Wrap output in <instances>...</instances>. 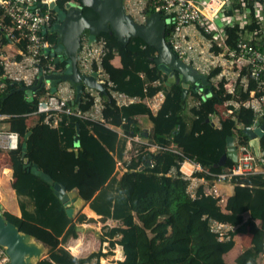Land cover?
<instances>
[{
  "label": "trees",
  "instance_id": "trees-1",
  "mask_svg": "<svg viewBox=\"0 0 264 264\" xmlns=\"http://www.w3.org/2000/svg\"><path fill=\"white\" fill-rule=\"evenodd\" d=\"M58 3L64 6V0ZM232 4L235 7L241 5L236 0ZM152 13L153 10L148 11L147 16ZM83 14L88 19L98 17L87 7ZM56 19L55 15L53 21ZM255 26L254 22L248 28L252 30ZM171 29L172 24H167L166 38ZM227 32L236 36L237 29L227 28ZM48 37L54 43L57 41L55 34H48ZM101 37L109 49L102 64L113 83L111 88L139 98L119 106L109 90L102 91L106 122L120 126L125 133L144 134L137 116L146 114L154 124L146 137L161 147L174 144L181 153L160 149L150 153L153 166L146 164L144 169H139V162L144 160L147 163L149 157L144 158L141 154L138 160H132L128 171L117 176L116 162L123 158L126 149V140L119 137L117 131L104 123L66 114L62 116L58 129H51L44 121L45 114L36 113L38 98L28 99L21 89L22 83L9 82L7 89L0 94V113L13 115L9 120L12 119L14 124L23 122V117L29 114L36 116L37 122L25 139L21 138L20 149L8 151L13 168L12 186L18 197L24 196L27 200L19 199L21 216L7 210L3 215L20 231L48 246V256L40 264H83L93 259L102 264L100 258L105 254L101 250L78 257L65 247L70 237L78 236L77 223L89 220L87 214L79 211L69 217L67 207L54 190V183L58 180L46 181L25 167L27 159L31 166L51 174L50 154L72 149L69 156L76 161L78 168L70 177L96 190L89 201L91 209L88 212L93 210L102 221H118L101 235V241H108L111 248L116 244L123 247L125 257L118 264H231L226 255L234 249L240 235L244 236L242 245L245 248L241 245L243 250L236 256V264H259L264 256V190L260 201L254 205L250 200L242 202L240 190H246L256 182L264 188V173L233 177L234 191L221 205L220 197L207 194L203 185L192 196L188 191L190 180L180 170L185 159L191 160L208 171L199 172L198 176L213 179L215 174L234 164L228 158L224 166L217 165L227 151L228 136H234L240 143L249 142L245 127L254 123L255 113L251 108L242 104L235 106L229 101L243 102L249 92L237 84L235 94H230L225 79L212 82V77L221 70L217 67L207 76L212 82L209 96L203 97V93L190 90L183 98L178 70L174 80L160 71L155 62L157 50L154 46L138 36L123 43L111 28L98 34V38ZM115 55L120 56L121 66L112 63ZM69 66V59L65 58L58 63L56 70H65ZM159 91L164 93V100L154 114L144 99ZM43 92L44 89L38 94ZM190 96L195 103L188 106ZM73 101L77 102L76 96ZM92 104L93 97L84 91L79 107L86 111ZM213 115L218 116L219 125L213 123ZM260 122L264 123V117ZM13 127L12 130L20 133L17 126ZM77 136L78 146L75 145ZM261 142L264 146V135ZM2 152L0 150V154ZM0 169L7 174L10 166ZM29 204L33 206L32 210ZM213 221L231 226L223 238L213 230Z\"/></svg>",
  "mask_w": 264,
  "mask_h": 264
},
{
  "label": "built area",
  "instance_id": "built-area-1",
  "mask_svg": "<svg viewBox=\"0 0 264 264\" xmlns=\"http://www.w3.org/2000/svg\"><path fill=\"white\" fill-rule=\"evenodd\" d=\"M59 0H0V94L6 89L9 82H19L23 86L31 87L39 83L41 85L32 91L31 97H37L36 113L45 114V123L58 126L62 116L74 115L93 122L104 123L117 131L119 137L125 138L128 146L125 149L122 159H117L116 175L120 176L128 171V166L139 155L144 154V160L139 162V169H144L146 164L153 166L150 153L160 149H171L181 153V150L174 144L168 147H161L152 143L144 134L125 133L120 126H114L106 122L103 116L104 100L101 92L93 88H85V92L93 97V104L90 109L83 111L79 102L73 101L71 87L59 86L57 83L55 91H52L51 83L47 78L40 81L42 76L50 74H61L65 70H56L58 63L65 58L56 60L54 48L57 41L52 42L48 34H54V16L57 12L50 7L51 3H58ZM240 7L233 6L234 0H124L127 14L139 23H145L147 12L153 10L159 12L164 18H170L172 29L166 41L172 48L175 55L189 65L194 71L209 75L210 72L221 67L220 72L212 77V82L225 79L228 82L227 91L235 94L237 84H240L244 91L249 92V97L243 102L230 100L229 103L235 106L240 104L251 108L255 113V121L252 125L245 127V130H254L258 127L260 118L264 117V0H236ZM68 3L81 4L79 0H64V6ZM230 7L235 11L242 9L246 15L254 20L251 23L256 26L251 30L237 25V18L231 15ZM239 8V9H237ZM58 19V16H57ZM56 19V20H57ZM258 19V20H257ZM246 25V24H245ZM237 29L236 36L228 34L227 28ZM106 40L101 37L95 41H89L88 34L84 33L78 60V68L83 73L97 71L98 82L103 83L106 91L115 99L119 106L139 100V98L128 96L117 90H113L112 81L103 67V59L108 52ZM42 94H38L43 90ZM205 97V96H203ZM164 100V93L158 92L145 102L150 108H156ZM162 103V102H161ZM5 116H0V120ZM214 124L219 125L217 115L212 116ZM237 145V161L222 172L215 174L213 179L198 176L197 173L208 171L200 164L185 159L180 170L190 180L188 191L195 195L196 187L200 182L211 181V183L231 182L235 176H247L255 173H264V146L261 145L260 154L257 155L254 148L248 143H240L235 139ZM21 147V135L19 132L0 128V150L17 151ZM185 163L190 164L191 170H183ZM234 185V184H233ZM219 195L217 188L211 193ZM212 228L223 238L230 225L212 222ZM108 241L104 242V254L108 253ZM112 249L113 257L102 256L111 262L118 264L124 259L123 247L116 244ZM120 256L118 257V252ZM9 256L3 246L0 245V264H7ZM83 264H97V259Z\"/></svg>",
  "mask_w": 264,
  "mask_h": 264
},
{
  "label": "water",
  "instance_id": "water-1",
  "mask_svg": "<svg viewBox=\"0 0 264 264\" xmlns=\"http://www.w3.org/2000/svg\"><path fill=\"white\" fill-rule=\"evenodd\" d=\"M81 4L68 3L67 8H61L59 4L51 3L50 7L57 12V22L52 27L57 32V44L54 48L56 60L61 58L69 59V67L61 74H50L42 76L40 81L47 78L53 91L57 83L70 81L76 87L77 98L80 102L81 94L85 88L97 89L100 92H107L103 83L98 82L97 71L83 73L78 68L79 52L83 34H88L89 41L97 40L98 34L109 28L115 33L117 38L123 43L138 36L146 43L154 46L157 50L155 62L158 69L169 75L170 79L176 78L178 70V80L182 82V97L186 98L190 90L203 93V96L210 95L212 82L207 75L194 71L183 60L179 59L166 41L164 35L165 27L171 22L170 18H164L159 12L150 14L145 23H139L132 19L126 12L124 0H79ZM93 8L97 13L96 19H88L83 14V9ZM41 83L27 87L22 86L27 96L31 99L32 91L37 89ZM79 125L77 126V133ZM246 134L250 139V145L254 148L257 155L260 154L262 145L261 137L264 135V123L259 124L254 130H247ZM75 145H79V137L75 139ZM78 153V148L75 149ZM228 158L237 161V145L234 136L227 138V151L221 156L218 166H224ZM25 167L33 173L40 175L46 181H54L50 175L44 171H39L36 166H31L25 159ZM56 195L62 199L67 207L66 212L69 217L74 216L75 207H81L76 189L66 191L65 187L59 183H54ZM0 245L3 246L9 256L7 264H40L35 263L34 258L40 259L45 251V245L38 243L32 235L20 231V229L9 221L2 212L0 204ZM75 255L73 252H71Z\"/></svg>",
  "mask_w": 264,
  "mask_h": 264
},
{
  "label": "crops",
  "instance_id": "crops-1",
  "mask_svg": "<svg viewBox=\"0 0 264 264\" xmlns=\"http://www.w3.org/2000/svg\"><path fill=\"white\" fill-rule=\"evenodd\" d=\"M51 30L54 33L55 30H53V29H51ZM112 63L115 66H121L120 56L115 55V57L112 59ZM60 83H61V85H59V86L71 87V89H72L71 95H73L74 98H75V96L77 98L76 87L72 82L62 81ZM56 87H57V85H56ZM25 97L30 99L26 93H25ZM144 101H145V99H144ZM161 102L156 108H151L152 112L154 114L159 109ZM0 116H5V118L0 120V123L2 122V126H0V128L12 130V128H14L13 126H17V129H19V131L21 133V138H23V140L25 139L26 135H28L29 129L37 122L36 116H34L33 114H29V115L23 117V119H22L23 122L18 121L15 124H14V121L12 119L9 120L10 116H13V115L6 114V113H0ZM137 119H138V123H139L140 127L144 131V135L147 136L152 131L153 126H154L152 120L146 114L138 115ZM46 124L51 129H58V126L51 125L48 123H46ZM123 139H125V138H123ZM127 146H128V144L126 142V147ZM72 151H73L72 149H69L67 152L51 153L49 156V167L51 169V174H49V173H47V174L50 175L53 180L57 179L58 180L57 182L61 183L65 187L66 191L76 189L78 192L79 198H81V203H82L81 207H80L81 208L80 211L86 213L89 218L101 220V216L97 215L93 210L90 213L88 212V209H91L89 206V201L94 196V194L96 193V190L93 189L92 187L82 183L81 181H79L77 179H73L72 177H70L72 172L76 171L78 168L76 161L72 160L69 156ZM8 165L10 166V171L7 174H3V172L0 169V171H1L0 204L2 206V212L4 210H7V211H10L11 213H13L17 216H21V208L19 205V199L27 200V197H24V196L18 197L15 189L12 186V182H13L14 178H13V168H12L11 160H10V152L5 151V152H2L0 154V168H4ZM71 169H72V171H71ZM200 185L204 186L206 193H211V190L213 189V187L217 188L218 193H219V195L222 196V198L228 197L230 194H232L233 189H234V185L231 184L230 182H221V183L215 184V183H211V181H207V182H200L199 186ZM197 188L198 187H196V189ZM196 189H195V191H196ZM29 209L30 210L33 209V206L31 204H29ZM104 222L109 223V225H110V223L113 222V225H110V226H115L118 224V221H115L113 219H107ZM86 225H91V224L89 222L88 223L87 222L77 223L78 236L76 238L70 237L69 240L66 242V244H68V245L67 246L65 245L66 249L73 252L76 256L83 254L86 251L88 252L89 250L92 249V245H93L92 242L87 241L85 234L83 233V232H85V229L87 227ZM101 225H103V224L101 223ZM239 237H241V235ZM37 241H38V243H43V242H40L39 240H37ZM69 244H71L72 249H70L68 247ZM44 245H45V251L43 254H46V257H47L48 256V246L46 244H44ZM238 246H239V250L237 249V251L234 255V258H236V256L241 253L243 248H245L244 245H242V247H243L242 248L241 245L238 243V240H237L234 249L226 255V259L229 256V254L232 253ZM119 254H120V251H119ZM104 264H106V263H104ZM259 264H264V256H263V258H261L259 260Z\"/></svg>",
  "mask_w": 264,
  "mask_h": 264
},
{
  "label": "rangeland",
  "instance_id": "rangeland-1",
  "mask_svg": "<svg viewBox=\"0 0 264 264\" xmlns=\"http://www.w3.org/2000/svg\"><path fill=\"white\" fill-rule=\"evenodd\" d=\"M227 8H228L227 10H229V11L232 12L231 15H233L235 17V20L237 18V25L238 26H241V25L244 24V27L248 28V26H249L248 23H251L254 20L253 18H250L248 15H246L245 12L242 9L237 8V9L240 10V11L237 12V11L233 10L232 8H230V7H227ZM90 9H92L95 13H97L93 8L90 7ZM97 15H98V13H97ZM245 21H248V23H245ZM174 79H171V80H174ZM188 103H189L188 106H191L193 103H195V100H194V98L192 96L188 97ZM0 126H2V122L0 123ZM263 190H264V188H262L258 184V182L254 183V186H248V189H246V190H240L241 191L240 196H241L242 202L244 203L247 200H250V202L253 205L256 204V203H258L260 201V196H261V193H262ZM233 191H234V189H233ZM225 198H227V197H224V199ZM224 202H225L224 200H221L220 204L221 205H224ZM74 207H75L74 215L75 214L77 215V213L81 210V208L79 206H74ZM88 219L89 220L86 221V222L87 223L89 222L91 225H86L87 227L85 229V232H83V233L85 234L86 240L89 241V242H92L93 245H92V249L89 250L88 252L86 251L83 254L77 255L79 257L87 256L91 252L98 251V250H101L104 253L105 251H103V249H104L103 246H104V242L105 241L104 242L101 241V235H102V233L106 232V230H108V226L113 225V222L110 223V225H109V223H106L104 221H101L100 219L98 220V219H93V218H89V217H88ZM101 223L103 225H101ZM242 238H244L243 235L241 237H239V239H238V243L240 245H242V243L245 241V239H242ZM67 245L68 244H66V246ZM68 247L70 249H72L71 248V244H69ZM116 247L117 246L112 247L113 251H114V249H116ZM112 249H111L110 245H108L107 246V250H108L107 252L108 253H105V256H107V257L108 256L109 257H113L114 255H112V253H110V251H112ZM237 249L239 250V246L232 253H230L229 256L227 257L228 261L231 264H236L234 255H235ZM118 254H119V252H118ZM44 258H46V254H43L42 256H40V259H39V257L38 258H34L35 263L36 262L39 263ZM106 259L107 258H103V263H105V260Z\"/></svg>",
  "mask_w": 264,
  "mask_h": 264
},
{
  "label": "bare ground",
  "instance_id": "bare-ground-1",
  "mask_svg": "<svg viewBox=\"0 0 264 264\" xmlns=\"http://www.w3.org/2000/svg\"><path fill=\"white\" fill-rule=\"evenodd\" d=\"M183 170H185V171H187V172H190V170H191V166L187 163H185L184 165H183ZM118 256H120V254H118ZM105 263L106 264H115V263H113V262H111V261H109V260H105Z\"/></svg>",
  "mask_w": 264,
  "mask_h": 264
},
{
  "label": "flooded vegetation",
  "instance_id": "flooded-vegetation-1",
  "mask_svg": "<svg viewBox=\"0 0 264 264\" xmlns=\"http://www.w3.org/2000/svg\"><path fill=\"white\" fill-rule=\"evenodd\" d=\"M56 22H57V20L54 22V25H55ZM54 33L57 35V32L56 31H54Z\"/></svg>",
  "mask_w": 264,
  "mask_h": 264
}]
</instances>
